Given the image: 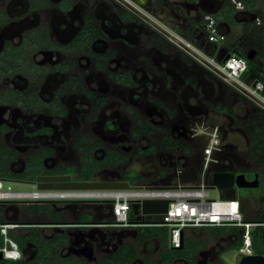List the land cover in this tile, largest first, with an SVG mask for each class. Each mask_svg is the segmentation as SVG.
Segmentation results:
<instances>
[{
  "label": "flooded vegetation",
  "instance_id": "flooded-vegetation-1",
  "mask_svg": "<svg viewBox=\"0 0 264 264\" xmlns=\"http://www.w3.org/2000/svg\"><path fill=\"white\" fill-rule=\"evenodd\" d=\"M237 1L236 10L229 0H0L2 185L38 190V184L46 185L38 179L49 177H67L65 184H158L185 172L182 168L195 177L206 142L200 160L189 164L195 151L190 142L216 128L219 154L227 153L224 163L219 157L207 167L206 180L216 171L243 174L247 182L256 178L258 187L249 190L261 189L263 202L264 149L248 155V133L264 112L162 33L175 31L208 53L218 47L207 42L204 19L211 16L225 35L221 46L231 53L233 34L235 41L250 29L264 30V0ZM262 50L255 55L264 58ZM212 115L230 122L208 125ZM226 132L232 144H223ZM237 133L245 136L244 145ZM238 149L251 165H238L229 156ZM34 205H48L54 213L34 212ZM0 215V226H9L0 233V264H191L164 260L174 252L167 233L165 243L142 240L149 226H118L105 204L0 201ZM226 239L224 254L234 236L209 240ZM195 244L193 264H224L215 248ZM6 248L18 258L7 259ZM251 251L258 256L252 246Z\"/></svg>",
  "mask_w": 264,
  "mask_h": 264
},
{
  "label": "built area",
  "instance_id": "built-area-1",
  "mask_svg": "<svg viewBox=\"0 0 264 264\" xmlns=\"http://www.w3.org/2000/svg\"><path fill=\"white\" fill-rule=\"evenodd\" d=\"M125 3L127 0H117ZM232 6L240 9L237 0H229ZM205 29L207 42L218 45L225 42V35L217 30L214 19L206 16ZM166 32V33H165ZM167 39L187 56L193 63L206 70L211 76L219 80L233 93L264 112V81L247 82L242 76L246 71V61L231 54L224 62H219L215 55H209L204 50L184 39L175 31H165ZM205 136L203 149V165L196 184L183 185L180 180L181 172L164 184L129 185L125 190L91 191V190H34L32 192H15L0 182V201H44L65 205L79 203L105 204L109 207L111 217L116 225L157 226L166 229L169 246L178 249L183 243L188 230L208 227H237L240 229L241 246L239 254L251 256L252 231L264 224L247 222L242 215L240 202L234 198L211 199L208 190L211 180H206L207 167L216 162L214 158L219 154V140L216 128L200 132ZM216 190V189H215ZM228 191V190H227ZM146 200H166L167 209L164 214L143 215L140 212L141 203ZM135 207L137 210L134 211ZM138 216L131 221L129 213ZM140 219L144 221L140 222ZM139 220V221H138ZM9 226H0V233L5 235ZM12 244V243H11ZM4 256L10 260L18 257L14 250H2Z\"/></svg>",
  "mask_w": 264,
  "mask_h": 264
},
{
  "label": "trees",
  "instance_id": "trees-1",
  "mask_svg": "<svg viewBox=\"0 0 264 264\" xmlns=\"http://www.w3.org/2000/svg\"><path fill=\"white\" fill-rule=\"evenodd\" d=\"M254 30L250 29L246 33V36L241 38L240 40H233L230 45V51L232 54H236L237 56L244 58L246 60V71L243 74L242 78L243 80L247 82H256V81H264V58H261L260 56L255 55L252 59H247V54L250 51H255V54L263 53V42H264V30L253 28ZM262 50V51H261ZM260 115V114H259ZM257 121V122H256ZM255 124L251 126L250 132L248 133V136L250 138V145H249V153L250 155L254 156L257 153L263 152L264 149V138L262 139L261 136L264 133V119L262 117L258 118V120L254 121ZM183 150L188 153V147L183 146ZM199 174V173H198ZM198 176V175H197ZM226 191H220V196L224 198V194ZM34 212L42 213L46 211V214L48 213H54V210L51 209L48 205H34L33 206ZM131 216H134L132 212H130ZM1 221H2V215H0ZM87 218V217H86ZM83 221H85L84 217L82 218ZM139 221V220H138ZM144 221L143 219H140V222ZM245 221L252 222V223H258V224H264V208L260 209L258 212H255L250 217L246 218ZM262 228V227H258ZM258 228H256L254 231H252V249L254 251L255 255H262L264 254V232L263 228L262 231H259ZM144 230L141 233L142 240L144 239H162L164 243L166 242V229L163 227H144ZM202 231L208 230V239H217L218 236H234L235 240L233 239V242L231 245L227 248V250H239L241 246V238L239 234V230L234 227H210V228H203L200 229ZM162 241V242H163ZM0 244H1V238H0ZM195 243L188 239H183V248L182 249H173L174 252L168 255L166 253L163 255L164 260H169V258H182L185 260H188L191 264L192 262V255L195 252ZM197 246V245H196ZM172 249V248H171Z\"/></svg>",
  "mask_w": 264,
  "mask_h": 264
},
{
  "label": "rangeland",
  "instance_id": "rangeland-1",
  "mask_svg": "<svg viewBox=\"0 0 264 264\" xmlns=\"http://www.w3.org/2000/svg\"><path fill=\"white\" fill-rule=\"evenodd\" d=\"M233 33H235V31ZM234 38H235V35L233 34V36H231L229 38V41L230 42L233 41ZM229 91H231V90H229ZM241 107H242V109L244 108L243 106H241ZM256 113H257V111H256ZM208 118H209V120H207V124L208 125H213V123H214L213 126H215V125L217 126L219 124V125H223L225 127V125H228V123L230 122L228 119H225L222 116L220 117L219 115H212V116H209ZM200 121L202 122L203 119L200 120ZM244 122H247V120H245ZM244 122L242 121V123H244ZM195 123H196V125L198 124V126L202 125L199 121H195ZM206 130H208V129H206ZM206 130H203V131H206ZM237 135H234V136L238 137V140L241 141L242 144L244 145V141L245 140L243 141V137H245V136L242 133H240V134L237 133ZM202 137L203 138L201 140L200 139H194V142H190V144L192 143V145L194 146L195 151H194V154H192L191 158L188 160L189 164H192L193 161L196 160L197 158L200 160V156L201 155L198 152L203 147V141H206L205 140V136L203 135ZM227 143H229V144L233 143L232 134H230L229 132H226V135L224 136V141H223V144H227ZM243 145L240 146L241 149H242ZM226 153L227 152H225V153L222 152V154L220 153L221 156L219 154V156L217 155L214 158L218 160L219 157H220L219 161L224 163L225 162L224 158L226 156ZM248 155H250V153H248ZM229 156L232 157V158H235V160H237V164L238 165H241V166H243L245 164L248 165L247 159L249 157L245 156L244 151L240 152L239 149L236 152L230 151L229 152ZM249 165H251V164H249ZM178 168H180V167H178ZM198 169H200V167H198L195 172L199 171ZM181 171H185V172H183V173H185L183 178L181 177V175L183 173L180 174V180H181L183 185H191V184H196L197 183V180H198L197 173L198 172L195 174L196 176L194 177V175L192 174L193 172H191L190 169H188V168H185V169L182 168ZM199 172H201V171H199ZM245 173H246V175L248 174L247 177H249V178L252 177V176H250V172L249 173L245 172ZM171 174H173V172ZM189 183H191V184H189ZM159 184H164V182H160ZM12 190L15 191V192H32V191H34L36 189H32V188L27 187V186H22V187L21 186H14ZM207 192H208V194H209L211 199H215V200L219 199L220 193H219L218 190L209 189ZM262 192L263 191L261 189H259V190L242 189V188H238V187H236L234 185L232 187V189H230L229 191L225 192L224 198L235 197L240 202L241 207H242L243 218L246 219V218L250 217L252 214H254L255 212H258L260 209H262L264 207V201L262 202V201L259 200L260 199L259 196L261 194H263ZM130 214L131 213H129V217L131 216ZM137 217L138 216H132L130 218L132 220H135V218H137ZM258 230L262 231V228H258ZM197 231H198V229H197ZM205 231L208 232V230H204V231L201 230V232L192 231V232L188 233L187 235H188V238L191 239L194 243H198L200 245L206 246L205 248H210V249L211 248H215L218 252H220L219 259L221 261H223L224 264H236L240 260V257L237 254L236 250L228 251L227 253L223 254V252L225 250V247H227L228 244L230 243V239L229 240L226 239V240H219L217 242H212V240L208 239V237H207L208 233L205 232ZM200 259H203V257H201Z\"/></svg>",
  "mask_w": 264,
  "mask_h": 264
},
{
  "label": "water",
  "instance_id": "water-1",
  "mask_svg": "<svg viewBox=\"0 0 264 264\" xmlns=\"http://www.w3.org/2000/svg\"><path fill=\"white\" fill-rule=\"evenodd\" d=\"M217 52V53H216ZM209 55H215L219 62H224L230 56L226 48H218L212 46L208 51ZM255 51H250L247 59L250 60L254 57ZM67 177H49L39 178L38 182H46L38 184V190H91V191H108V190H125L129 188L128 183L115 182V183H97V182H81L65 184ZM242 189H255L258 187L257 179L252 182H247L244 175H235L229 171H216L211 174V188L218 191H227L232 189L233 186ZM234 198V197H232ZM168 201L166 200H146L141 203L140 212L143 215H159L164 214L167 209ZM136 211L137 207L134 208ZM264 231V228H263ZM1 255V254H0ZM1 258V256H0ZM239 264H264V257L262 256H245L240 259Z\"/></svg>",
  "mask_w": 264,
  "mask_h": 264
},
{
  "label": "crops",
  "instance_id": "crops-1",
  "mask_svg": "<svg viewBox=\"0 0 264 264\" xmlns=\"http://www.w3.org/2000/svg\"><path fill=\"white\" fill-rule=\"evenodd\" d=\"M209 228V227H208ZM198 229V228H197ZM197 229H193V230H188L187 232H186V234H185V236H184V238H186V237H188V233H190V232H192V231H196V232H201V230L200 229H198V231H197ZM201 229H203V228H201ZM205 232H207V231H205Z\"/></svg>",
  "mask_w": 264,
  "mask_h": 264
},
{
  "label": "clouds",
  "instance_id": "clouds-1",
  "mask_svg": "<svg viewBox=\"0 0 264 264\" xmlns=\"http://www.w3.org/2000/svg\"><path fill=\"white\" fill-rule=\"evenodd\" d=\"M223 48H225V47H223ZM226 49H227V48H226ZM231 54H232V53H230V55H231ZM234 55H236V54H234ZM236 56H237V55H236ZM238 57H239V56H238ZM243 59H244V58H243ZM244 60H245V59H244ZM245 61H246V60H245ZM246 66H247V65H246ZM9 187H10V186H9ZM12 189H13V188L10 187V190H11V191H13ZM228 191H229V190H228ZM226 192H227V191H226ZM219 193H220V191H219Z\"/></svg>",
  "mask_w": 264,
  "mask_h": 264
}]
</instances>
